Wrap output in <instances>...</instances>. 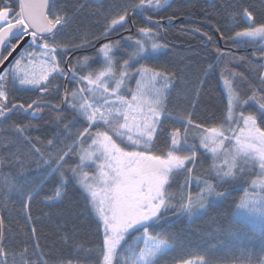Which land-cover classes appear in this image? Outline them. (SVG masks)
Returning a JSON list of instances; mask_svg holds the SVG:
<instances>
[{"label": "snow or ice", "instance_id": "6c2138e0", "mask_svg": "<svg viewBox=\"0 0 264 264\" xmlns=\"http://www.w3.org/2000/svg\"><path fill=\"white\" fill-rule=\"evenodd\" d=\"M168 4L0 0V128L14 111L35 118L48 107L56 113L58 129L46 141L28 135L30 124L13 122L2 129L14 138L5 137L9 158L0 159V165L18 171L2 174L0 206L19 203L30 223L34 200L53 206L70 187L79 190L101 239L94 249L75 242L71 246L97 253L98 264H162L189 239L175 229L184 221L189 227L197 221L213 225L209 235L225 233L238 240L241 234L258 233L264 241V0L259 5L229 3L232 20L239 21L227 28L231 35L216 29L226 43L255 49L254 59L247 61L254 79L225 67L226 111L212 124L196 121L187 110L170 109L169 96L179 78L166 68L149 66L166 47L156 39L160 21L144 15L145 24L152 26H137L132 17ZM86 11L104 18L102 30L79 31L65 39ZM133 27L137 38L112 39ZM96 44L95 58L84 55L72 63L77 51ZM216 52L218 61L232 55L219 48ZM213 68L209 65L206 72ZM237 79L249 81L243 94L235 87ZM58 80L76 87H64L59 103L52 104L47 97L60 94ZM17 89L41 96L28 104L14 102L10 93ZM166 120L179 127H167ZM30 157L35 158L32 169L27 167ZM203 161L209 163L201 173ZM235 192L242 195L236 198ZM226 204L230 211L225 225L213 213ZM6 231L11 229L0 216V264H83L70 258L50 261L35 240L31 246H11ZM30 232L36 236L34 225ZM58 240L68 245L72 236L63 232ZM171 264L217 261L210 254H197L175 256ZM247 264H264V259H248Z\"/></svg>", "mask_w": 264, "mask_h": 264}, {"label": "trees", "instance_id": "16d2710c", "mask_svg": "<svg viewBox=\"0 0 264 264\" xmlns=\"http://www.w3.org/2000/svg\"><path fill=\"white\" fill-rule=\"evenodd\" d=\"M105 2L106 4H124L127 0H105ZM229 3L259 5L260 0H169V4L163 9L152 10L144 14L165 21H169L168 17H173L170 23H160V27L155 29L159 32L156 37L157 41L166 47L161 50L157 59L149 62V66L157 69L166 68L170 72L176 73L179 79L176 88L169 96V108L192 112L198 122L212 124L223 118L226 111L227 93L221 72L225 67L233 72L243 73L249 79H254V73L250 72L251 65L247 61L254 59L252 53L255 49L243 44L234 46L231 42L226 43L220 32V39L215 33V29L220 28L221 32L231 35L230 32H227V28L239 21V18L236 22L232 20L230 13L234 11V8L229 7ZM85 17L88 18L85 19ZM132 19L136 21L137 26H152L145 24L142 15H135ZM103 24L102 16L86 11L66 31L64 38L73 39L79 31L84 30L89 33H98L102 30ZM243 26V23L239 22V27ZM131 30L114 34L112 39H119L120 35H131L133 39L137 38L135 28L133 27ZM121 43L123 44V41ZM98 47L95 45V47L77 51L70 58L72 63L75 64L77 58L84 55L95 58ZM217 48L226 53L230 52L232 55L225 56L218 61ZM241 57L244 58V62L240 61ZM209 65H214V68L206 72ZM93 67H99V65L93 64ZM65 82L64 80L56 81L61 85V90L59 95L52 93L47 97V100L52 104L59 103ZM248 84V80L237 79L235 81V87L242 94L248 90ZM134 86L133 83L132 87ZM66 87L71 89L76 85L67 83ZM40 96L41 93L38 91L25 89H17L10 93V99L14 102L25 104L31 103L32 100L38 99ZM64 115L71 119L67 111L64 112ZM55 116V111L48 107H44L41 115L35 118L31 117L30 113H23L19 110L13 112L10 120L4 122L0 128V159L9 158V153L3 148L5 137L14 138L10 131H4L3 128H7L13 122L30 124L32 127L28 129V135L34 139L38 137L40 140L46 141L56 135L58 131ZM165 125L169 128L179 127L167 120ZM80 127V124L76 125V128ZM75 130L74 128L73 131ZM190 142L192 141L190 140ZM161 146V144L157 145V147ZM208 163V161H203L202 167L199 169L201 173L206 172ZM27 167L35 168V158H29ZM9 171L15 174L18 169L7 163L0 165V180H2V174H7ZM180 182L182 183V178ZM50 187L51 185L46 186L45 191H49ZM240 195H242L241 192L233 193L236 198ZM229 211V206L226 204L214 212L213 216L226 225ZM0 213L5 219L6 229H11L10 232L6 231L9 238L7 242L11 246L20 243H27L31 246L35 240L40 244V250L46 253V258L50 261L70 258L74 262L79 259L83 264H98L97 253L88 254L77 251L71 246L75 242L82 244L85 248L94 249L101 239L96 231V221L89 215L85 200L79 190L70 187L63 201H58L53 206H49L40 198L34 200L30 207L32 216L30 223L26 221L24 210L19 203H9L7 209L0 206ZM33 225L37 229L35 237L30 232V227ZM213 228V225L202 221H197L191 227L187 221L177 224L175 229H182L189 239L185 240L177 252L162 264H171L172 258L175 256L189 257L197 254H210L217 264H247L248 259L252 261L264 259V241L261 240L258 233L241 234L240 239L233 240L225 233L209 235ZM63 232L72 236L68 245H64L58 240V236ZM245 249L247 251H244Z\"/></svg>", "mask_w": 264, "mask_h": 264}, {"label": "water", "instance_id": "95a60500", "mask_svg": "<svg viewBox=\"0 0 264 264\" xmlns=\"http://www.w3.org/2000/svg\"><path fill=\"white\" fill-rule=\"evenodd\" d=\"M143 17H144V14L142 15ZM154 19V18H153ZM154 20H158V21H160V23H164V22H167V23H170L171 22V20H169V21H165V20H159V19H154ZM133 30V29H132ZM131 30V31H132ZM215 33H216V35H217V37L220 39V35H219V32H217L216 31V29H215ZM104 42H106V41H104ZM96 46H99V44H96ZM77 53V52H76ZM14 55H15V53H14ZM71 58V57H70ZM66 85H67V82H65V87H66ZM19 111H21V112H23V113H26V112H24L23 110H19ZM15 112V111H14ZM0 216H1V213H0Z\"/></svg>", "mask_w": 264, "mask_h": 264}, {"label": "rangeland", "instance_id": "374dc122", "mask_svg": "<svg viewBox=\"0 0 264 264\" xmlns=\"http://www.w3.org/2000/svg\"><path fill=\"white\" fill-rule=\"evenodd\" d=\"M225 91H226V93H227V90H226V88H225Z\"/></svg>", "mask_w": 264, "mask_h": 264}]
</instances>
